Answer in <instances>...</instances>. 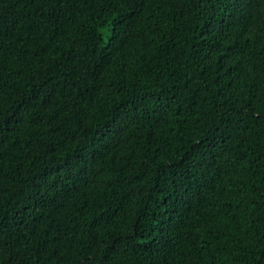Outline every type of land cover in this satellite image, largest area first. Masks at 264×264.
<instances>
[{
    "label": "trees",
    "instance_id": "16d2710c",
    "mask_svg": "<svg viewBox=\"0 0 264 264\" xmlns=\"http://www.w3.org/2000/svg\"><path fill=\"white\" fill-rule=\"evenodd\" d=\"M0 264H264V0H0Z\"/></svg>",
    "mask_w": 264,
    "mask_h": 264
}]
</instances>
